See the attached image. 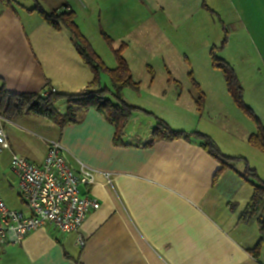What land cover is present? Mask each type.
I'll return each instance as SVG.
<instances>
[{
  "label": "crops",
  "instance_id": "0c3cea01",
  "mask_svg": "<svg viewBox=\"0 0 264 264\" xmlns=\"http://www.w3.org/2000/svg\"><path fill=\"white\" fill-rule=\"evenodd\" d=\"M13 1L21 11L0 2V89L18 95H77L93 81L92 70L78 54L70 32L48 26L33 11L37 4L46 12L59 11L62 6L74 12L79 28L92 45L88 22L99 16L108 33L119 26L125 27L124 33L137 32L141 42L135 50L123 43L127 45L124 58L134 78L139 63L151 73L144 52L152 47L147 40L152 29L150 8H161L164 23L176 28L173 19L181 13L188 19L203 2L136 0L141 7L131 11L132 0H90L93 8L84 13L82 3L87 0H52V6L43 5L41 0ZM115 49L118 47L105 52L108 60L100 56L110 69L117 67ZM176 58L183 63L188 60L180 52L159 55L169 76L167 83L181 90V84L171 75L177 63L172 66L170 61ZM262 59L264 65L263 54ZM205 62L207 74L216 80L198 81L205 100L202 113L197 109L198 92L193 84L194 111L163 104L161 109H166L167 116L143 105L141 85L139 91L124 89L122 99L126 101V90L131 89L136 95L126 103L140 111L126 126L120 146L113 143V125L95 109L81 112L78 123L65 127L33 114L2 117L11 147L0 155V197L7 207L9 192L19 197L18 180L10 172L12 157L42 166L48 142L57 141L75 170L82 164L96 170L95 185L81 190L82 195L98 201L99 208L88 213L79 232L83 247L77 243L78 233H59L47 225L28 233L21 244L0 245V264H264V246L258 258L250 253L260 239L259 214L248 223L240 222L254 191L241 175L244 164L224 170L217 178L221 166L202 148L199 139L148 145L160 118L177 131L209 136L227 156L249 162L264 182V153L248 143L250 135L256 133V125L230 97L226 82L223 90L211 72L216 69L210 58ZM152 74L153 87L155 71ZM256 98L262 102L261 107H249L264 123V95ZM56 107L62 114L67 111L64 100H59ZM16 211H27L25 204Z\"/></svg>",
  "mask_w": 264,
  "mask_h": 264
},
{
  "label": "rangeland",
  "instance_id": "374dc122",
  "mask_svg": "<svg viewBox=\"0 0 264 264\" xmlns=\"http://www.w3.org/2000/svg\"><path fill=\"white\" fill-rule=\"evenodd\" d=\"M15 1L23 3V1L27 0ZM41 1L43 5L52 6V0ZM153 1L157 2V0ZM208 1L207 4L206 0H203L202 5L196 7L188 19L185 18V13L179 14L176 20L173 19V21L177 22L176 28L168 22L164 23L161 8H153V10L150 8L152 29L147 40L150 43L152 42V47L147 51L148 53L146 50L144 52L146 60L150 61L148 63L151 66L150 72L155 71L153 87L151 86L152 75L146 65L139 63L134 71V78L141 85V99L146 108L157 110L156 112L164 116L167 113L166 109H161L163 104L171 107L178 106L181 111H194L195 103L193 98L196 96V90L192 85V79L198 84V81L206 83V81L216 80L215 77L207 74L208 72L205 70L207 66L205 61L209 58L212 61V53L216 58L229 63L235 73H237L244 88L243 98L245 104L257 109L261 107L262 102L257 100L256 97L264 95V65L262 59V54L264 55V0ZM132 2L134 7H132L131 11L141 7L138 5V1L132 0ZM204 2L207 8L204 7ZM26 4L30 5V2H26ZM12 5L18 8L19 11L22 10L14 1H12ZM82 6L83 9L81 11L84 13L91 11V8H93L90 0H87V2L83 1ZM64 8L66 7L62 6L60 10ZM88 25L90 39L94 43V48L105 60H108V54L105 52L109 53L110 47L104 36L110 38L114 46L118 48L123 43H126L135 50L136 45L141 42L137 32L124 33L125 27H115V29H112V33H108L100 16L97 20L94 19L93 22L89 21ZM167 41H170V43L167 44ZM179 52L185 53L188 58L185 61L186 64L181 62L180 59L177 60V58L171 60L170 63L172 66L177 63L173 67L171 75L174 80L181 84V90L167 83L169 76H167V72H165L163 64L159 60V55L162 53L174 55L179 54ZM140 57L143 56L141 55ZM211 72L214 76H217L218 81L223 86V90H225L224 76L220 70H211ZM102 79L103 86L106 85L110 88V79L104 75ZM126 91L125 100L129 102L132 98L131 95L134 96L136 94L131 89ZM177 100H180V102L177 103ZM239 113L243 115L241 111ZM6 199L9 207L16 210H21L24 206L21 198L14 192H9Z\"/></svg>",
  "mask_w": 264,
  "mask_h": 264
},
{
  "label": "trees",
  "instance_id": "16d2710c",
  "mask_svg": "<svg viewBox=\"0 0 264 264\" xmlns=\"http://www.w3.org/2000/svg\"><path fill=\"white\" fill-rule=\"evenodd\" d=\"M12 1L0 0L4 7L14 9ZM203 5L207 8L205 2ZM36 6L33 11L38 13L48 26L57 31L65 29L70 32L78 54L81 56L84 64L92 70L93 81L86 90L79 92L77 95H60L55 92H49L46 95H18L12 94L5 88H2L0 89V116L13 119L19 115L33 114L57 123L61 127H65L69 124L78 123V115L81 112L95 109L113 125L115 130L113 143L116 146L122 145L121 138L126 126L131 121L133 114L140 111L139 108L127 104L122 99L124 89L132 88L139 91L140 88V83L133 78L130 65H128L124 58L123 52L127 45L123 44L118 49L113 50L117 67L116 69H110L100 55L96 53L92 43L88 41L79 28L74 12L62 9L48 13L39 4ZM104 39L112 49L114 46L113 41L107 36H104ZM211 57L214 69L220 70L224 76L230 97L234 99L237 106L256 125V133L251 134L248 139L249 145L264 153V123L257 117L254 110L245 104L243 98L244 88L240 83L237 73H235L229 63L216 58L213 53ZM103 75H106L110 79V88L106 85L103 86ZM192 84L198 92V97L195 99L198 112L202 113L205 104L203 92L194 79H192ZM59 100L66 102L67 111L65 114H62L56 107V103ZM190 138L199 139L202 148L220 164V170L216 173L217 178L224 170H234L237 164H244L245 169L241 175L253 187L254 191L250 203L240 217V222L248 223L259 214L257 225L260 239L250 252L251 255L258 258L264 246V182L260 180L256 170L250 166L249 162L240 157L227 156L209 136L199 132L188 133L186 131H177L160 118H157V123L148 145L156 144L159 141L170 142L183 139L190 140Z\"/></svg>",
  "mask_w": 264,
  "mask_h": 264
},
{
  "label": "built area",
  "instance_id": "2783aa9c",
  "mask_svg": "<svg viewBox=\"0 0 264 264\" xmlns=\"http://www.w3.org/2000/svg\"><path fill=\"white\" fill-rule=\"evenodd\" d=\"M3 120L0 116V155L11 149ZM48 146L42 166L19 156L11 159L10 172L18 180V195L27 211L10 209L0 197V245L21 244L28 233L47 225L59 233H78L77 243L84 245L79 232L99 203L82 195L81 188L95 185L96 170L83 164L75 170L59 142L49 141Z\"/></svg>",
  "mask_w": 264,
  "mask_h": 264
}]
</instances>
